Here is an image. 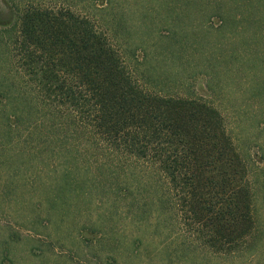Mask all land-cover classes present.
<instances>
[{"label": "rangeland", "instance_id": "1", "mask_svg": "<svg viewBox=\"0 0 264 264\" xmlns=\"http://www.w3.org/2000/svg\"><path fill=\"white\" fill-rule=\"evenodd\" d=\"M34 1L69 6L124 60L142 56L176 83V60H192L186 88L217 111L201 108L198 131L209 156L224 159L220 130L229 138L248 218L240 198L232 219L224 207L213 245L211 227L190 218L187 186L178 192L150 162L55 130L11 69L10 28L24 0H0V264H264V0ZM225 187L207 188L204 200Z\"/></svg>", "mask_w": 264, "mask_h": 264}, {"label": "trees", "instance_id": "2", "mask_svg": "<svg viewBox=\"0 0 264 264\" xmlns=\"http://www.w3.org/2000/svg\"><path fill=\"white\" fill-rule=\"evenodd\" d=\"M23 4L15 3L16 20L10 28L11 69L21 78L29 101L35 95L36 107L47 108L55 130L63 127L77 142L73 146L85 142L96 149L98 139L111 155L150 162L178 192L179 185L187 186L190 218L211 227L215 234L208 241L213 245L221 242L215 230L225 221L224 207L232 219V208L240 198L241 216L247 221L248 194L238 154L220 130L218 139L226 157L221 150L207 155L209 136L198 131L205 127L199 124L201 108L217 111L186 88L192 60H176V83L177 76H162L142 56L124 60L87 17L69 6L34 0ZM171 86L179 87V93L168 91ZM221 185L226 187L219 196L215 190L210 202L204 200L207 188ZM223 197L230 210L221 203ZM224 239L229 245L235 242Z\"/></svg>", "mask_w": 264, "mask_h": 264}]
</instances>
